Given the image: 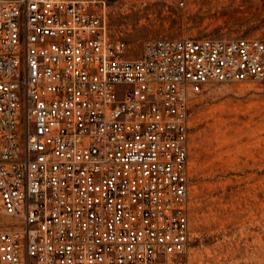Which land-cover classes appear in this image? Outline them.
I'll list each match as a JSON object with an SVG mask.
<instances>
[{
	"label": "built area",
	"instance_id": "2783aa9c",
	"mask_svg": "<svg viewBox=\"0 0 264 264\" xmlns=\"http://www.w3.org/2000/svg\"><path fill=\"white\" fill-rule=\"evenodd\" d=\"M264 79L260 37H151L96 0H0V264H192V103Z\"/></svg>",
	"mask_w": 264,
	"mask_h": 264
},
{
	"label": "rangeland",
	"instance_id": "374dc122",
	"mask_svg": "<svg viewBox=\"0 0 264 264\" xmlns=\"http://www.w3.org/2000/svg\"><path fill=\"white\" fill-rule=\"evenodd\" d=\"M96 5L132 57L151 37L264 39V0ZM190 124L191 263L264 264V79L206 84L193 99Z\"/></svg>",
	"mask_w": 264,
	"mask_h": 264
}]
</instances>
